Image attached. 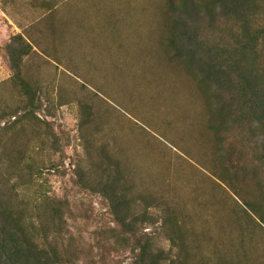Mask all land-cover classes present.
<instances>
[{
	"label": "rangeland",
	"instance_id": "1",
	"mask_svg": "<svg viewBox=\"0 0 264 264\" xmlns=\"http://www.w3.org/2000/svg\"><path fill=\"white\" fill-rule=\"evenodd\" d=\"M16 244L264 264V0H0V264Z\"/></svg>",
	"mask_w": 264,
	"mask_h": 264
},
{
	"label": "trees",
	"instance_id": "2",
	"mask_svg": "<svg viewBox=\"0 0 264 264\" xmlns=\"http://www.w3.org/2000/svg\"><path fill=\"white\" fill-rule=\"evenodd\" d=\"M16 243V241L14 242ZM5 249V251H8V248L3 247ZM11 251V250H10ZM9 251V252H10ZM13 253V258L16 257L19 264H30L29 258H32V261L34 260L35 264H42L40 261H42V259L40 260L39 258H41L40 256L33 255L32 253V249H24L23 246H20L18 244L13 245V249L11 251V254ZM34 257V258H33ZM33 264V263H31Z\"/></svg>",
	"mask_w": 264,
	"mask_h": 264
}]
</instances>
